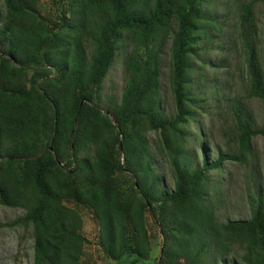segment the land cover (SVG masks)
Listing matches in <instances>:
<instances>
[{
  "label": "trees",
  "instance_id": "1",
  "mask_svg": "<svg viewBox=\"0 0 264 264\" xmlns=\"http://www.w3.org/2000/svg\"><path fill=\"white\" fill-rule=\"evenodd\" d=\"M263 1L244 4L239 21L248 95L261 101L263 72L246 32ZM0 2V205L24 210L16 223L32 229L33 264H91L78 209L98 228L104 264H264L262 196L250 201L248 220L222 224L208 200L210 172L228 161L247 165L252 140L264 137L236 103L237 150L207 157L196 124L203 54L213 29L220 32L210 0H52L50 18L40 13L42 0ZM168 44L171 117L160 84ZM117 58L118 100L104 91ZM148 133L157 135L151 144ZM158 159L170 171V192Z\"/></svg>",
  "mask_w": 264,
  "mask_h": 264
},
{
  "label": "rangeland",
  "instance_id": "2",
  "mask_svg": "<svg viewBox=\"0 0 264 264\" xmlns=\"http://www.w3.org/2000/svg\"><path fill=\"white\" fill-rule=\"evenodd\" d=\"M250 0H210L207 14L213 13L220 27V32L213 29V38L203 56L207 65L203 67L205 77L202 81L206 88L198 97L197 131H203L207 139L206 154L210 161H215L217 154H230L237 150L235 128L232 121L234 105L241 107L251 114L255 125L264 127V101L248 95V78L245 73L244 36L239 26L241 7ZM42 16H53L52 0H42L39 7ZM1 12V2H0ZM254 25L246 32L255 43L254 54L263 72L264 82V1L256 3L252 8ZM247 28V27H246ZM221 68L216 70L217 66ZM198 67H200L197 64ZM170 67L169 44L161 57V100L162 110L166 117L173 114V100L168 81ZM122 59L117 58L105 79V97L119 99L124 86ZM190 133L195 132L194 125L189 127ZM157 135L148 133L147 139L151 143ZM202 142V141H200ZM201 144L197 146L194 160L201 161ZM254 156L247 165L241 166L235 162H225L220 174L211 171L209 180L208 200L214 210V217L218 223L227 221H246L250 218V201L260 194L264 202V137L258 136L251 142ZM193 152V151H192ZM195 164V163H194ZM156 169L167 192L172 191L173 181L166 161L158 159ZM73 207V205H70ZM82 217V233L89 240L85 246L84 258L91 264H104L103 254L96 247L95 241L98 228L91 217L78 209ZM25 212L21 208H8L0 205V264H33L32 229L21 222ZM150 222V219H149ZM152 245L160 249L161 237H156ZM236 258L241 255L240 249H235L230 255Z\"/></svg>",
  "mask_w": 264,
  "mask_h": 264
}]
</instances>
